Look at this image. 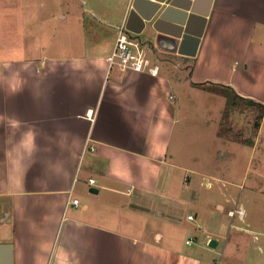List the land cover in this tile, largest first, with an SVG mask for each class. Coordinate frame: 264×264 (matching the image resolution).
Instances as JSON below:
<instances>
[{
    "label": "crops",
    "instance_id": "obj_1",
    "mask_svg": "<svg viewBox=\"0 0 264 264\" xmlns=\"http://www.w3.org/2000/svg\"><path fill=\"white\" fill-rule=\"evenodd\" d=\"M14 1L0 0V264H206L215 248L182 236L193 186L237 152L191 146L179 105L214 89L264 110V0H17V28ZM122 24L158 74L111 63ZM255 124L253 150L264 112ZM229 203L196 229H229Z\"/></svg>",
    "mask_w": 264,
    "mask_h": 264
},
{
    "label": "rangeland",
    "instance_id": "obj_2",
    "mask_svg": "<svg viewBox=\"0 0 264 264\" xmlns=\"http://www.w3.org/2000/svg\"><path fill=\"white\" fill-rule=\"evenodd\" d=\"M18 4L19 1L15 0L12 6L13 9L10 10L9 14H6L8 21H12L13 27L16 28L19 26L20 21L26 19L24 15L27 17L26 13L16 12L15 7ZM17 31L21 32L23 30L18 29ZM35 35H37L36 31ZM37 39L39 38L37 37ZM20 40L22 39L20 38L18 43ZM29 40L32 49L36 39L30 38ZM18 47L24 46L19 43ZM190 95V100L185 101L184 106L183 104L179 105L183 116L179 126L183 127L186 124L189 139H193L189 142L199 144L198 146L191 144V146L201 149L205 156L210 155L215 149L219 148L220 150L232 149L237 152V156L222 164V167L219 168V170L222 169L219 176L216 175L212 180L209 178L212 182L211 188L206 187V182L202 186H198L197 180L193 190L197 191L198 188V197L196 198V204H193L189 211L193 215L195 211L199 212V219H196L193 223H186L183 226L182 236H184V239L198 236L197 241L199 244L195 243L190 249L196 250V253L201 254V256L203 254V257L205 254L201 248L205 245L206 248L209 247L210 241L207 242V239L219 240L218 246L215 247V253L209 251L211 253L207 254L206 264H264V131L258 148L253 150L250 141L257 132L255 123L262 111L260 108L255 110L254 107H249L245 103L237 101L229 91L221 90L216 93L213 89L210 93L202 92L201 95ZM235 105H238V108ZM236 110H238V117L234 116ZM235 118L238 119L237 123H235ZM220 119L224 121L220 122ZM188 120H190L189 123ZM216 123H222L218 125L221 127H218ZM236 136H238L237 139H241V136L246 138L244 140V143L247 144L245 148H241L236 142L239 147L233 149V141L230 138L227 140V137ZM177 138H181L180 135L175 139ZM222 138L223 141H220ZM175 144L177 149L180 142L177 141ZM216 157L212 156L214 160ZM251 160L253 161L252 165L250 164ZM260 167L263 177L258 176L261 174L255 173ZM227 201H230L228 205L230 209L238 211L232 218L228 216L229 229L227 228L224 232L218 230L209 232L207 219L201 229H196L197 220L204 218L201 212L205 210V206H208L206 209L209 210L210 207L218 203L226 205ZM243 207H248L249 211L248 216H244V219L238 216L239 211H243ZM226 213H229V210Z\"/></svg>",
    "mask_w": 264,
    "mask_h": 264
},
{
    "label": "built area",
    "instance_id": "obj_3",
    "mask_svg": "<svg viewBox=\"0 0 264 264\" xmlns=\"http://www.w3.org/2000/svg\"><path fill=\"white\" fill-rule=\"evenodd\" d=\"M110 61L113 64L119 65L122 70H135L150 72L152 74H158L160 70L158 63L153 62L146 49L138 41L127 35L125 24H122L118 29V37L113 53L110 56ZM90 182L95 183L96 180L91 178ZM71 203L77 205L79 199L75 198ZM236 212L238 211L230 210L229 214L233 217ZM242 213L243 211H239V214ZM188 217L192 219L193 215H189ZM194 241L195 238H190L187 240V243L192 244Z\"/></svg>",
    "mask_w": 264,
    "mask_h": 264
},
{
    "label": "water",
    "instance_id": "obj_4",
    "mask_svg": "<svg viewBox=\"0 0 264 264\" xmlns=\"http://www.w3.org/2000/svg\"><path fill=\"white\" fill-rule=\"evenodd\" d=\"M133 15H139L140 17H142V13H141V9H140L139 5H135L134 9L132 10L131 16H133ZM142 18H143L144 21L145 20H150V18H144V17H142ZM144 24H145V22H144ZM209 245L211 247H214V248L217 247L218 240L217 239H212L210 241Z\"/></svg>",
    "mask_w": 264,
    "mask_h": 264
},
{
    "label": "trees",
    "instance_id": "obj_5",
    "mask_svg": "<svg viewBox=\"0 0 264 264\" xmlns=\"http://www.w3.org/2000/svg\"><path fill=\"white\" fill-rule=\"evenodd\" d=\"M250 103H251V105H252V104H253V105H256V104H257V103L254 102V101H250ZM260 106H261V105H260ZM260 108H262V107H260ZM261 111H262V113L260 114V118L262 117L263 112H264L263 108L261 109Z\"/></svg>",
    "mask_w": 264,
    "mask_h": 264
}]
</instances>
